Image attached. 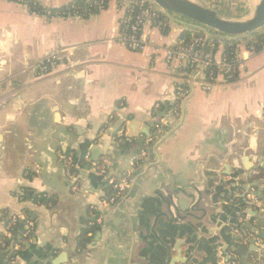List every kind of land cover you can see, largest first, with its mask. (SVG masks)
<instances>
[{"label": "crops", "instance_id": "obj_1", "mask_svg": "<svg viewBox=\"0 0 264 264\" xmlns=\"http://www.w3.org/2000/svg\"><path fill=\"white\" fill-rule=\"evenodd\" d=\"M35 1L57 9L74 0ZM198 1L235 21L256 5ZM117 9L109 0L87 19H48L17 0H0V98L12 96L0 111V234L6 216L27 212L34 221L13 264H50L63 253L67 264H221L228 248L248 247L244 239L259 232L255 208L236 189L258 173L255 160L264 156V51L242 50L239 78L219 79L211 93L190 84L180 117L156 134L151 123L173 103L181 81L166 68L162 49L190 28L167 18L165 33L148 30L146 48L131 52L120 41ZM54 52V65L37 66ZM119 114L148 125L153 141L126 142L125 152L146 146L147 155L133 168L132 157L120 156L117 171L130 172V184L107 204V181L116 180L107 179L109 162H96L103 175L84 156L97 130ZM263 175L249 180L258 184ZM25 190L56 204L25 203ZM190 198L182 212L178 203L187 207Z\"/></svg>", "mask_w": 264, "mask_h": 264}, {"label": "built area", "instance_id": "obj_2", "mask_svg": "<svg viewBox=\"0 0 264 264\" xmlns=\"http://www.w3.org/2000/svg\"><path fill=\"white\" fill-rule=\"evenodd\" d=\"M109 0H99L95 5L99 11L105 9ZM118 4V12L121 14L120 18V41L131 52H141L147 46V32L151 29H157L165 33L168 29L167 17L156 8L149 0H116ZM46 16V15H45ZM67 18L82 19V17L74 13ZM194 31V30H193ZM197 32V31H195ZM202 34V33H201ZM252 36V35H251ZM250 36L241 40H222L212 39L205 35H192L189 41L181 39L175 45H168L162 49L163 60L166 68L180 78L173 88V103L163 110V117L158 119L154 125L156 134H164L169 128L170 119H178L181 114V107L183 103L190 97L191 91L188 86L198 85L200 90L205 93H211L218 80L223 83H233L236 81L242 70L245 68V61L242 56V50L252 56L258 52L264 51V31L262 38L259 40H252ZM215 40L219 43H216ZM222 41L228 42L230 54L224 53V46ZM232 42H235L233 44ZM59 59V52H54L40 62L37 66L41 69L54 65L55 61ZM12 99L11 95H6L0 98V111ZM160 106L156 104L155 108ZM125 129L121 127L114 135L116 141H124ZM150 138L146 143L152 142ZM147 155L146 146L141 148L138 153L131 159V167L133 168L139 160L145 158ZM84 159L89 163L93 171H99L105 175L104 168L96 162H90L89 154L84 156ZM68 161L71 162L69 158ZM131 174L127 172L120 180L109 179L107 184L112 191V196L106 202L107 204H114L121 200L125 195L129 184ZM250 198V202L254 204L255 208L260 206V202L254 198ZM25 203H33L31 200H23ZM24 223H21L23 232L18 236L17 244L11 245L6 250L8 253L18 252L22 245L28 240L30 233L34 229V221L28 219L25 214ZM20 215H10L3 218V233L12 238L10 229L15 228L19 221ZM262 226L264 229V210L262 218ZM255 240L257 253L264 260V241L260 238L249 237L244 239V244H247L249 239ZM262 263V262H261ZM229 264H237V261H231Z\"/></svg>", "mask_w": 264, "mask_h": 264}, {"label": "water", "instance_id": "obj_3", "mask_svg": "<svg viewBox=\"0 0 264 264\" xmlns=\"http://www.w3.org/2000/svg\"><path fill=\"white\" fill-rule=\"evenodd\" d=\"M156 8H158L167 18L179 23L187 28L193 29L202 33L208 38L222 39V40H241L253 34H256L264 29V0H256V5L249 17L241 20H229L220 16L214 9L203 6L196 0H149ZM164 112H158L157 116L153 119L151 125L156 124L158 119L163 117ZM124 127L125 139L117 143L114 139L115 133ZM150 127L135 119H130L125 115H116L111 121L105 122L94 134L92 139V146L88 149L90 154V162H98L101 157L107 158L109 166L107 168V179L110 177L120 180L122 173L117 171L118 161L122 156L133 157L136 152H125L123 150L127 141L136 140V144L142 146L145 139H150ZM140 136H144L141 138ZM103 150V151H102ZM121 156V157H120ZM231 155H229L230 157ZM255 160L256 170L258 173L249 175L244 179V182L236 189L240 191L243 198L250 202V198H254L260 202V206L255 208L257 212L256 228L258 233H253L255 238H260L264 241V232H262V218L264 210V177L258 179V184L250 182V178L259 177L264 172V156ZM223 176V174H222ZM264 176V175H263ZM256 181V180H255ZM261 186V187H260ZM235 199H239L236 197ZM194 198H190L189 206H182L180 202L178 207L182 212L188 211ZM32 220V218L30 217ZM20 223H24L25 218L23 215L19 216ZM245 234V233H244ZM33 232L29 237H32ZM237 241V238L235 237ZM248 247L239 246L237 248H228L225 252V257H221V264H229L231 261H237V264H260L262 258L257 253L255 240H248ZM231 253V256L229 254ZM69 259L67 254L63 253L50 264H67Z\"/></svg>", "mask_w": 264, "mask_h": 264}, {"label": "trees", "instance_id": "obj_4", "mask_svg": "<svg viewBox=\"0 0 264 264\" xmlns=\"http://www.w3.org/2000/svg\"><path fill=\"white\" fill-rule=\"evenodd\" d=\"M19 3H22L28 10L29 13L35 14L37 16H45L48 19L52 18H67L70 15L77 13L79 14L82 19H87L91 15H95L99 12V10L96 7V3L99 2V0H74L73 2L67 4L66 6H63L61 8L57 9H48L45 8L42 4L35 0H17ZM107 2V0H104ZM263 31H260L256 34H253L249 38L252 40H259L262 38ZM192 35H202L200 32H195L190 29H185L182 39L186 41H189ZM216 43H219L215 40ZM224 46V53L226 55L230 54V48L228 46V42L222 41ZM235 44V42H232ZM72 171V170H71ZM22 200L29 199L33 203H38L39 205L47 206V207H53L56 202L53 197H46L42 194H37L34 192H31L29 190H25L23 192V195L20 197ZM25 216L29 219L28 213L24 212ZM93 226L84 229L80 236L77 247L79 249H83L85 245L89 241V234L92 230H94L95 226ZM12 238H10L7 234H0V264H13L16 257L18 256L20 251L16 252H7V248L11 245L17 244L19 241L17 238L19 235L22 234L23 229L20 221L15 225V228L10 229ZM29 239V238H28ZM262 264H264V260L262 261Z\"/></svg>", "mask_w": 264, "mask_h": 264}, {"label": "rangeland", "instance_id": "obj_5", "mask_svg": "<svg viewBox=\"0 0 264 264\" xmlns=\"http://www.w3.org/2000/svg\"><path fill=\"white\" fill-rule=\"evenodd\" d=\"M196 1H198V0H196Z\"/></svg>", "mask_w": 264, "mask_h": 264}]
</instances>
